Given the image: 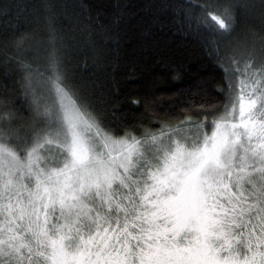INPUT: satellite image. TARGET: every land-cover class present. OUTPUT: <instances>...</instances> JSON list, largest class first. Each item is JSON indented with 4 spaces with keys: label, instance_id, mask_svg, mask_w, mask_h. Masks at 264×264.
<instances>
[{
    "label": "snow or ice",
    "instance_id": "1",
    "mask_svg": "<svg viewBox=\"0 0 264 264\" xmlns=\"http://www.w3.org/2000/svg\"><path fill=\"white\" fill-rule=\"evenodd\" d=\"M19 67L41 126L0 116V264H264V61L213 119L138 136L78 102L54 49Z\"/></svg>",
    "mask_w": 264,
    "mask_h": 264
},
{
    "label": "trees",
    "instance_id": "2",
    "mask_svg": "<svg viewBox=\"0 0 264 264\" xmlns=\"http://www.w3.org/2000/svg\"><path fill=\"white\" fill-rule=\"evenodd\" d=\"M0 0V116L21 136L41 126L19 64L53 49L68 88L112 132L158 131L221 113L245 62L264 61V0Z\"/></svg>",
    "mask_w": 264,
    "mask_h": 264
}]
</instances>
